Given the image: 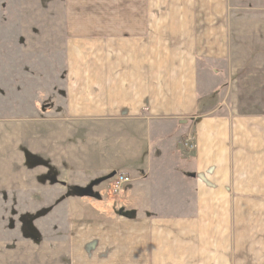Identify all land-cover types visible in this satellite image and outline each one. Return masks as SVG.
<instances>
[{
	"label": "crops",
	"instance_id": "0c3cea01",
	"mask_svg": "<svg viewBox=\"0 0 264 264\" xmlns=\"http://www.w3.org/2000/svg\"><path fill=\"white\" fill-rule=\"evenodd\" d=\"M66 2L48 27L0 21V211H21L24 246L40 264H264V0Z\"/></svg>",
	"mask_w": 264,
	"mask_h": 264
},
{
	"label": "rangeland",
	"instance_id": "374dc122",
	"mask_svg": "<svg viewBox=\"0 0 264 264\" xmlns=\"http://www.w3.org/2000/svg\"><path fill=\"white\" fill-rule=\"evenodd\" d=\"M68 5V2L66 0H0V13L1 11H10V14H4L5 17L0 18V21L3 22V28L7 30V26L16 25V28L20 26H24V29H30L31 23H37L42 20L43 25L45 27H48L49 25H54L55 22H57L59 19L55 18L54 15L57 10H63L66 9ZM244 8V7H243ZM43 11V18L41 17H32L27 18L24 17L25 11L32 10L37 11L33 12L31 15H38V10ZM24 11L22 14L21 12ZM1 17V15H0ZM15 20L14 22H11ZM8 21H10V24H8ZM2 28V29H3ZM33 29V25H32ZM31 29V30H32ZM52 36H55L53 34ZM7 39V38H6ZM7 42V41H6ZM8 46H4V50L6 51V56L8 53L7 50ZM4 53V51H1ZM37 56L40 57L39 50L35 51ZM16 55H21L20 57H24V52L21 51H14ZM11 54V53H10ZM61 53L55 48H53V45H49L47 47H43V59L51 60L55 59L56 57L59 58ZM12 55V54H11ZM44 61V60H43ZM190 147L192 144H190ZM189 145L186 144V146L190 149ZM197 145V144H196ZM197 146L194 148L196 149ZM191 149V150H194ZM93 188V184H90L83 189L80 187H76L75 194H86L88 195L89 191ZM81 191H84L81 192ZM21 211H0V264H40L37 260V254L39 251H33L31 253V250L28 247H25L24 243L25 240L23 237V231L21 227V223L19 222V215H21ZM7 216L6 218H3ZM15 217L16 219H12L15 221V229H11L10 225L8 226L9 218ZM3 218V219H2ZM23 245V248H22ZM34 240L30 242V247L35 246ZM8 246H12V249H8ZM14 247L16 249H14ZM39 248V246H36Z\"/></svg>",
	"mask_w": 264,
	"mask_h": 264
},
{
	"label": "built area",
	"instance_id": "2783aa9c",
	"mask_svg": "<svg viewBox=\"0 0 264 264\" xmlns=\"http://www.w3.org/2000/svg\"><path fill=\"white\" fill-rule=\"evenodd\" d=\"M190 144L191 147H190ZM186 144L189 145L190 149H194L197 145L196 142H194L192 139L188 138L186 141ZM132 181V178L128 175L125 174H117L115 179H114V188L116 191H119L120 189L123 188L127 183H130Z\"/></svg>",
	"mask_w": 264,
	"mask_h": 264
},
{
	"label": "trees",
	"instance_id": "16d2710c",
	"mask_svg": "<svg viewBox=\"0 0 264 264\" xmlns=\"http://www.w3.org/2000/svg\"><path fill=\"white\" fill-rule=\"evenodd\" d=\"M81 192H83V193H84V191H81Z\"/></svg>",
	"mask_w": 264,
	"mask_h": 264
}]
</instances>
